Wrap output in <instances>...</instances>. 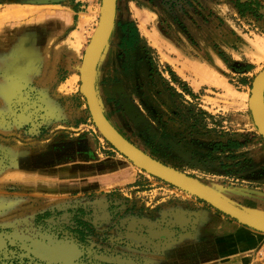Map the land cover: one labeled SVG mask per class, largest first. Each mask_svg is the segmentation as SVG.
<instances>
[{"label": "rangeland", "instance_id": "374dc122", "mask_svg": "<svg viewBox=\"0 0 264 264\" xmlns=\"http://www.w3.org/2000/svg\"><path fill=\"white\" fill-rule=\"evenodd\" d=\"M70 1L0 0V264H141L144 243L171 246L172 231H182L144 221L175 218L186 207L197 221L201 210H217L143 171L99 133L82 78L60 64L80 41L65 33ZM98 5L94 27L82 37V63L102 0ZM263 70L264 0H119L96 84L105 114L129 141L264 215L263 206L251 209L264 204V138L250 112ZM127 169L132 177L113 176V185L72 187L79 174ZM40 171L53 179L60 173L61 186L45 193L28 185L29 174ZM100 197L107 219L83 220L90 213L83 207ZM261 235L249 243L244 264H264Z\"/></svg>", "mask_w": 264, "mask_h": 264}, {"label": "crops", "instance_id": "0c3cea01", "mask_svg": "<svg viewBox=\"0 0 264 264\" xmlns=\"http://www.w3.org/2000/svg\"><path fill=\"white\" fill-rule=\"evenodd\" d=\"M68 4V7L63 8L70 16L68 28L65 33H68L70 38H78L80 41L79 46L72 51L70 57L65 58L64 56H61L60 64L62 65V68L68 71V76H71V73H75V77L78 79L81 77L83 64L81 61L82 50L84 48L82 37H85V35L90 33L89 31H92L91 29L94 27V21L98 13L99 5L98 0H71ZM119 171L120 172H117L114 175L97 174V177L95 178H86L84 175L79 174V177L76 178L72 187L81 186L85 187L83 189L85 190L87 185H91L94 180V182L97 183L92 189H98L116 184V180L110 181V178L113 176L121 177L123 174L126 175V173H129L128 177H132L134 172L131 171V169H127V171ZM36 174L45 177L42 181H36V177H38ZM91 176H93V174H91ZM58 177L59 178L56 177L53 179L50 177L49 173L44 171L30 173L28 185L41 192L49 193L48 190L57 186V184H59V187L61 186L60 184L62 181L60 180L62 179H60V173L58 174ZM53 181L55 183L52 185ZM57 181H59V183H57ZM101 181L102 184L99 183ZM243 192H245V190H243ZM253 194L255 195V192ZM251 200L255 201V198H252ZM250 202L253 204V201H249L248 203ZM89 204L90 205L86 203L83 207L86 209V212H90L86 216L87 218H83V220L99 222L100 220L107 219L108 203L106 198L100 197ZM237 205L246 210L253 211L250 210L247 205ZM261 206L264 207V204L252 206L251 209H256V207L260 208ZM185 209L186 211L183 210L184 213H182V215L176 214L177 217L175 218L162 217L160 220L144 221L149 224V226H152V228H154L153 226L166 225L177 228L182 227V231L180 233L177 231L176 234L172 231L171 246L168 245L163 247L159 242H154L151 245L149 243H144L143 261L140 262L141 264H181L179 260L180 257L189 259L190 264H244L247 257V255L244 254L248 252L250 246L249 243L252 244L253 241L262 238V233L253 231L218 211L212 213L201 210L200 217L196 221L188 211V207ZM194 249H198V252L200 251L199 257L196 256ZM131 262V258L125 259L126 264H131ZM183 263L184 262L182 261V264Z\"/></svg>", "mask_w": 264, "mask_h": 264}, {"label": "water", "instance_id": "95a60500", "mask_svg": "<svg viewBox=\"0 0 264 264\" xmlns=\"http://www.w3.org/2000/svg\"><path fill=\"white\" fill-rule=\"evenodd\" d=\"M117 1L102 0L99 24L81 69L82 92L97 130L115 150L143 171L195 196L241 225L264 234V215L232 203L196 178L153 158L129 141L108 119L99 100L96 77L115 29ZM250 112L254 125L264 138V70L259 73L252 85Z\"/></svg>", "mask_w": 264, "mask_h": 264}, {"label": "trees", "instance_id": "16d2710c", "mask_svg": "<svg viewBox=\"0 0 264 264\" xmlns=\"http://www.w3.org/2000/svg\"><path fill=\"white\" fill-rule=\"evenodd\" d=\"M238 6H239V8H244V7L247 8L249 5H248V3H244V4L238 3ZM132 32H133V36L136 37V35H137L136 31L132 30ZM133 39H134V37L130 38V39H125L124 38L123 39V44H125V45L130 44V43H132ZM169 72H170V75H171L173 81L179 82V84L182 86V88H183V90L185 92L189 93V95H191V96H194L193 93L191 92V90L188 89L187 85L185 83H182L180 81V79L175 75V73L173 71H169ZM190 107H193V106L190 105ZM193 109H194V107H193ZM189 110L192 111V109H189ZM192 112L196 113L198 117L209 116L205 111H203L201 109H198L196 111L194 110ZM237 145H238L237 142H230L229 143V147H234V146H237Z\"/></svg>", "mask_w": 264, "mask_h": 264}, {"label": "bare ground", "instance_id": "6f19581e", "mask_svg": "<svg viewBox=\"0 0 264 264\" xmlns=\"http://www.w3.org/2000/svg\"><path fill=\"white\" fill-rule=\"evenodd\" d=\"M67 254V253H66ZM69 254V253H68Z\"/></svg>", "mask_w": 264, "mask_h": 264}]
</instances>
